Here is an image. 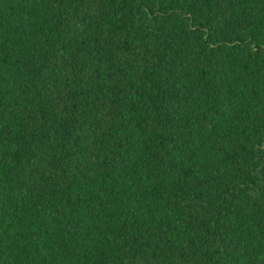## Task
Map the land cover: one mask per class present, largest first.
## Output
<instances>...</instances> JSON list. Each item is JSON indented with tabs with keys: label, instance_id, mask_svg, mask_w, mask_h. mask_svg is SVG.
Here are the masks:
<instances>
[{
	"label": "trees",
	"instance_id": "1",
	"mask_svg": "<svg viewBox=\"0 0 264 264\" xmlns=\"http://www.w3.org/2000/svg\"><path fill=\"white\" fill-rule=\"evenodd\" d=\"M0 264H264V0H0Z\"/></svg>",
	"mask_w": 264,
	"mask_h": 264
}]
</instances>
